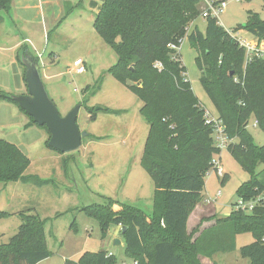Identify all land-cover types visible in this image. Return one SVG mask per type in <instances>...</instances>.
Returning <instances> with one entry per match:
<instances>
[{
	"label": "trees",
	"instance_id": "obj_1",
	"mask_svg": "<svg viewBox=\"0 0 264 264\" xmlns=\"http://www.w3.org/2000/svg\"><path fill=\"white\" fill-rule=\"evenodd\" d=\"M12 2L0 0V13L8 12ZM71 12L72 7L67 15ZM198 17V0H104L95 18L97 34L118 58L109 72L139 98L149 124L141 164L155 184L152 215L109 198L83 210L99 223L104 235L110 226H122L129 264H203L201 258L212 260L234 252L236 237L244 233L252 234L254 242L241 247V257L249 264H264V205L246 213L237 211L235 203L228 217L215 219L203 231L199 227L188 231V220L203 201L206 174L221 148L214 137L215 122L209 123V113L186 76L180 54L186 37L197 52L200 83L219 114L226 148L250 174L237 191L238 200L252 201L264 194V172L256 174L257 166L264 164V145H257L248 130L254 118L264 133V59L247 62L245 50L216 17L206 19L205 33L198 27L189 33ZM236 30L264 40V20L257 13L249 12L247 23ZM27 54L23 46L18 53L21 65ZM12 97L0 92V100L19 106ZM30 164L18 146L0 139V183L48 184L25 176ZM228 178L227 174L221 177L222 185ZM115 205L122 210L116 211ZM8 216L0 211V220ZM19 217L17 234L0 244V264H40L52 256L46 221L32 210ZM197 232L200 235L194 239ZM65 264H117V257L107 251L85 252Z\"/></svg>",
	"mask_w": 264,
	"mask_h": 264
},
{
	"label": "rangeland",
	"instance_id": "obj_2",
	"mask_svg": "<svg viewBox=\"0 0 264 264\" xmlns=\"http://www.w3.org/2000/svg\"><path fill=\"white\" fill-rule=\"evenodd\" d=\"M198 2L200 17L193 23L198 20L197 25L205 28L207 22L201 15L206 5L202 0ZM73 6L67 15L70 5L63 9L25 11L12 2L10 14L0 13L5 17L0 35L14 31L12 39H29L28 50L38 59L43 83L60 115L65 117L81 105L77 124L81 132L89 135L79 150L59 153L47 146L49 133L45 128L32 124L17 104L0 100V139L15 144L27 154L31 164L25 176L49 181L45 185L21 181L0 183V211L9 213L0 220V244H7L17 234L22 223L19 214L32 210L46 221L47 247L52 252L41 264H64L66 260H79L84 252L99 251L115 255L117 264H129L124 246L114 244L116 237L121 240L122 226L112 225L104 235L99 223L83 210L105 204L109 198L152 215L155 184L141 164L149 124L141 113L139 98L109 72L118 58L94 28L97 9L85 3H73ZM249 12L259 14L264 20V0H228L218 20L226 31L252 38L248 31L236 30L247 23ZM180 54L187 79L209 117H213L209 110L215 111V107L200 83L201 73L195 64L197 52L187 37ZM78 60L83 62L80 67L74 65ZM1 61L0 92L22 96V91L12 89L11 93L2 89L16 85L10 60L3 57ZM79 68L85 72L78 74ZM91 114H95L93 119ZM255 123L252 118L248 130L256 144L263 146L264 133ZM213 162L205 177L203 194L214 205L217 217L225 218L233 211L238 201L237 191L250 180V174L226 147L214 156ZM220 171L229 176L224 185ZM263 172L264 164H259L256 174ZM114 209L121 211L122 207L115 205ZM253 242L252 234H240L236 237V249L227 260L215 257L206 264H249L241 257L240 249Z\"/></svg>",
	"mask_w": 264,
	"mask_h": 264
},
{
	"label": "water",
	"instance_id": "obj_3",
	"mask_svg": "<svg viewBox=\"0 0 264 264\" xmlns=\"http://www.w3.org/2000/svg\"><path fill=\"white\" fill-rule=\"evenodd\" d=\"M22 63L26 68L27 94L13 96V100L33 118L36 124L48 129L50 133L48 145L51 149L62 154L79 150L83 139L89 136L88 133L81 132L77 124L81 105L73 109L67 116L62 117L43 83L39 63L30 54L22 57ZM114 244L120 246L121 241L117 239Z\"/></svg>",
	"mask_w": 264,
	"mask_h": 264
},
{
	"label": "crops",
	"instance_id": "obj_4",
	"mask_svg": "<svg viewBox=\"0 0 264 264\" xmlns=\"http://www.w3.org/2000/svg\"><path fill=\"white\" fill-rule=\"evenodd\" d=\"M103 1L104 0H14L13 3L15 4V6L20 7L21 9H23L25 11H29V10H42L43 11L44 9H48V10H50V9H63L67 5H70V7L73 8L74 7L73 3L79 4V5L85 3L86 5H91L95 9H97V13H98L101 6L103 5ZM10 12L11 11H9L8 14H10ZM4 21H5V17H2L0 15V30H1V26L4 23ZM197 24H200L198 20L190 26L189 33H191L195 27H198L202 33L206 32L207 23L205 25V28H201ZM12 33L13 34L6 32V33H4V36L0 35V77L2 74V68H3L1 60L3 57H8V59L10 60L9 67L11 68V71L15 76L14 77V80H15L14 84L16 86H15V88H11L10 86L6 85V86H2V89H4L6 92H11V93H13L12 89H15L17 91L24 92L23 95H26L27 84L25 81V76H26L25 67L23 65H21L20 62L18 61V53H19V50L23 46L28 48L26 41H29V39H27V40L23 39V38L19 39V37L15 38L16 40L14 38L12 39V37H14V31ZM11 39L13 41H11ZM248 39H254V36L252 35V38H248ZM5 75H6V73L4 74V76ZM0 81H2V80L0 79ZM12 95H15V94H12ZM209 111L211 112V114L213 116L211 118L213 120H217L219 117V114L216 111V109H215V111L214 110H212V111L209 110ZM217 218L218 217L216 215V209H215L214 205L209 203V201H206V198L203 194L202 203H200L197 206V208L194 210V212L191 214V216L188 220V231L190 233H192L194 231V229H197L198 227H199L200 231H203L204 229L212 226L215 223V219H217ZM122 230H123V228H122ZM199 235H200V233L197 232L194 236V239H196ZM115 239L117 240L118 238L116 237ZM120 241H121V245L124 246V249H125L126 244H125L124 238L122 236H121ZM107 252H109V251H107ZM230 255H231V253L230 254H224V255H217L215 257H217L218 259L220 258V260H227L226 258ZM215 257L212 260H214ZM201 260H202L203 264H206L207 261H212V260L207 259V258H201ZM75 261H77V260H75Z\"/></svg>",
	"mask_w": 264,
	"mask_h": 264
},
{
	"label": "built area",
	"instance_id": "obj_5",
	"mask_svg": "<svg viewBox=\"0 0 264 264\" xmlns=\"http://www.w3.org/2000/svg\"><path fill=\"white\" fill-rule=\"evenodd\" d=\"M235 1L239 2L241 0H235ZM202 2H204L206 5V10L201 15L204 19H207L209 17H213V18L216 17L219 19V16L225 11V9L228 6V0H223L220 2H217L215 0H202ZM227 32L231 35L232 38L237 40L239 46L245 50L247 62H250L254 59H264V40H259L256 37H254V39H248L246 37L241 36L240 33H234L230 31ZM171 47L175 48L173 46ZM82 64L83 62L80 60L74 63V65L77 67H80ZM84 72L85 71L83 68H79L77 70L78 74L79 73L82 74ZM211 121L215 122L214 137L217 145L221 149L225 148L228 145L227 144L228 140L225 134L223 133V127L221 126V124L218 123V119L217 120L210 119L209 123ZM255 126H257V122L255 123ZM214 163L215 162H213V164ZM215 170L217 171L218 169ZM220 174L223 177L224 174L222 173V171H220ZM219 195H221V193H219ZM259 205H264V194L258 196L252 201H244L242 199H239L236 203L235 209L237 211L251 213L255 209V207Z\"/></svg>",
	"mask_w": 264,
	"mask_h": 264
}]
</instances>
